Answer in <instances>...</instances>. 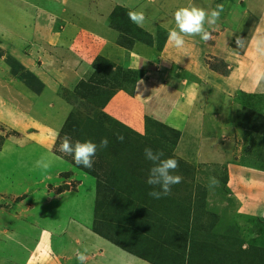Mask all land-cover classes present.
I'll list each match as a JSON object with an SVG mask.
<instances>
[{
  "label": "rangeland",
  "instance_id": "374dc122",
  "mask_svg": "<svg viewBox=\"0 0 264 264\" xmlns=\"http://www.w3.org/2000/svg\"><path fill=\"white\" fill-rule=\"evenodd\" d=\"M103 1L110 2L112 8L110 3L104 6ZM116 5L112 0H0V69L10 71L15 68V60H5L10 55L23 63L21 68L18 67L22 75L7 77L8 83L15 82L18 86L24 84L30 73L40 79L45 76L44 72L50 73L56 60L55 53L48 52L45 64L44 60L38 61V57L43 59L40 56L43 43L39 41L49 43L48 40L54 39L55 31H62L68 24L75 25V21L84 33L97 26L95 19L99 15L104 16V21L110 17L117 33L109 41L130 44L117 21L116 9L120 5ZM78 35L66 34L63 41H69L73 51H81L83 59H89L91 36L86 34L81 38L87 47L79 50L72 47L80 41ZM17 41L21 44L15 50ZM3 58L5 61L1 60ZM102 58L98 56L92 65H84L90 67L81 69L79 75H61L65 71L57 70L59 74L55 77L63 86L58 94L61 99H51L54 109L38 105L37 112L34 111L36 108L31 99H40L38 91L28 97H18L21 102L29 100L32 103L17 101L15 106L20 110L15 107V125L14 121L13 125L0 121V264H78L76 253L85 249L87 264H93L91 253L98 247L86 245L85 239L89 235L101 236L97 230L113 237L116 235L121 241L135 236L137 248L142 249L140 234L149 231V237L154 239L156 232L163 235V244L173 249V242L181 243L179 237L184 236L187 229L194 231L192 235L198 240L200 235L203 238L216 236L223 239L225 245L220 243L222 249L215 248L208 257H201V254L199 257L197 252L201 248L198 247L185 264H264V148L256 145H260L258 137L264 142V103H251L247 98L242 101L240 96L229 97L225 103L221 102V106L209 110L207 102L203 106L195 101L196 112L199 111L201 116L196 114L193 117L196 121L191 122L189 110L193 116L194 108L191 106L188 112H182L179 96L173 95L172 117L179 116L187 122L188 134L184 140L177 134L179 130L175 126L162 122L159 126L149 125L150 133L146 124L139 132L133 127L137 121L132 116L139 109L132 111L128 103L124 109V96L121 101L112 98L107 103L102 98L94 102L91 93L90 100L80 97L83 92H87L84 96L88 95L89 86L102 88L108 82L114 84L113 79L121 76L119 64L105 65ZM102 62L101 71L107 69L114 75L107 71L106 75L89 74L91 67H95L93 64ZM212 62L211 68L217 75L227 74L228 68L223 61ZM35 65H42V68L33 67ZM27 67L30 73L23 75ZM33 86L30 84L31 88ZM111 89L114 92L121 87L113 85ZM63 104L68 107L67 111H61ZM4 105L10 106L9 103ZM133 107L136 110L139 106ZM229 112L236 118L235 123L227 116ZM42 113L49 114L46 125L38 122ZM216 113L222 115L220 119L224 126L214 129L211 134L209 125L214 123L212 116ZM246 116L259 119L260 134L252 140V131L242 135L240 132ZM225 119H229L228 122ZM65 135L71 137L73 144L89 140L99 144L103 138H107L109 144L97 151L93 167L86 169L76 165L73 156L60 150ZM117 135H123L124 141L117 140ZM146 147L163 151V158L172 157L179 162L174 174L182 176L183 180L172 187L170 195L161 199L148 195L153 190L146 183L152 163L144 156ZM42 156L53 162L47 171L34 167ZM212 177L219 182L215 187L209 186ZM99 195L100 205L96 201ZM202 199L205 201L196 204ZM178 201H182L186 206L181 205L187 210L194 209L190 215V211H181L178 204H174ZM201 204L204 210L199 209ZM146 217L156 220L153 230L145 224ZM147 242L153 246L157 244L159 248L162 243L151 239ZM7 252L14 254L15 262H9V257L4 261ZM148 256L153 262L167 263L162 256Z\"/></svg>",
  "mask_w": 264,
  "mask_h": 264
},
{
  "label": "crops",
  "instance_id": "0c3cea01",
  "mask_svg": "<svg viewBox=\"0 0 264 264\" xmlns=\"http://www.w3.org/2000/svg\"><path fill=\"white\" fill-rule=\"evenodd\" d=\"M112 2L117 4L116 6L120 5L131 11H143L145 21L143 26L138 27L152 35L155 40L154 44L149 45L146 42L135 41L136 43L133 45L129 43L122 45L115 42V40L114 42L109 41V39H113L112 37L117 32L111 24V18L108 15L109 18L104 21L102 19L104 16L98 14V19H95L97 26L84 33H82L83 29L81 30L78 27L79 22L75 21L73 26L68 24L62 31L53 33L54 39L48 40L50 44L46 41H39L41 44L43 43V52L40 53L43 59L38 57V61L44 60L45 64L48 59V52L49 54L51 52L55 53L54 56L56 57L52 71L50 73L44 72L43 75L45 76H42L43 78L40 79L35 74L31 75L30 69L27 67L26 74L24 72L23 75H29V73L30 75L24 84L17 86L15 82L14 84L8 83L7 77L22 75L18 71V67L21 68L23 63L20 64V59H15L12 55L6 57L5 60L9 58V62L15 60V68L10 71L7 68L0 69V121L9 122L11 125H13L14 121L15 125V114L13 113H15V107L19 109V106H15L20 99L18 97L31 95L38 91L41 94V102L40 99L30 98L31 101H34L33 104L36 108L34 111L37 112L38 105L44 109H54L53 100L51 99L54 97L61 99L58 94L63 86L61 80L55 77L56 74H59L57 70L63 69L65 71L61 75H79L81 69L90 67H85L84 65H92V62L98 56L99 58H104L102 59L105 65L107 63L119 64L122 69L120 72L121 76H118L119 82L117 83L121 89L117 91L113 98L114 101L116 98L121 101V96H124L126 103L124 109H127L128 105L130 109L132 108V111L139 109L138 112H133L134 115H132L137 121L133 127L137 128L139 132L145 127V118L150 116L159 122L175 126L174 128L179 130L184 140L185 135L188 134V130H186L187 122L185 123L179 116L172 117L173 111L171 109H173L172 107L175 103L172 99L173 95L179 96L180 105L179 103L178 105L179 110H182V112H188L191 106L194 108L193 116L190 115L191 112L189 110L191 122L196 121L193 120L196 114L201 116L199 111L196 112V102H200L203 106L207 102L209 110L221 106V102L225 103L229 97L233 99L240 96L241 99H244L245 96V99L247 98V101L251 103H264V79H261L258 85L253 83L258 73L264 74V55L257 51L258 42L264 40V0H112ZM103 3H105L104 6H108L110 2L106 3L103 1ZM220 4L223 5V11L217 23L211 26L205 24V28L212 33L213 39L204 42L199 36H185V49H176L167 42L169 30L176 29L179 31L176 28L174 19V13L179 8L194 5L210 13ZM110 6L112 8L111 3ZM18 12L21 13L20 10ZM92 17H94V14ZM108 22L109 24H107ZM69 33H75V36L81 34L78 35L80 41L72 46L79 50H82L84 46L87 47L81 38L86 34L91 36L90 44H88L90 50L88 52L89 59H83L84 53L73 51L69 41L68 43L63 41L65 39L64 36L66 34L69 36ZM161 34L165 38V44H162V48V45L157 42ZM47 35H49V32H47ZM237 37L241 38V46L239 47L236 43ZM20 44V41L15 42V50L18 49ZM25 54L27 55L28 53L26 52ZM92 55L94 56L93 58H91ZM63 56L65 58H62ZM1 60H4V58ZM215 60L223 61L222 64L228 68L227 74L217 75L213 71L211 64ZM103 64V62L100 65H97V63L93 64L95 67H91L89 74L106 75L105 71L107 69L101 71ZM33 67L42 68V65ZM175 68H177L176 72L174 71ZM182 69L188 72H183ZM44 70H46V65H44ZM178 70L182 72H178ZM107 72L109 75H114L111 71ZM40 73L38 72L37 75H40ZM185 73L186 75H183ZM139 75L142 76L139 77ZM30 84L34 85L33 88L30 87ZM193 97L195 100H193ZM5 103H9L10 106H5ZM21 103L32 102L24 100ZM134 105L139 107L135 110ZM119 106L121 107V105ZM67 110L68 107L63 104L61 111ZM227 114L231 118L232 123H235L236 118L230 112ZM46 115L44 113L42 115L39 114L41 121L38 122L46 125L45 122L48 121L49 114ZM221 116L217 113L212 116L214 117V123H212L213 126L209 125L211 134H213L212 131L214 129L219 127L221 129L224 126L221 123ZM225 120L228 122L229 119ZM240 127L241 135L248 131L244 126ZM50 131L53 132L52 130ZM252 132L251 140L257 138L258 136L256 135L260 134L258 130ZM258 138L260 142H257L260 145L257 143L256 145L258 148L263 149L264 142L262 143L261 137ZM203 142L206 143L207 139L204 138ZM89 236H86V245L98 247L96 252L91 253L93 264H154V262L144 260L123 250L115 243L101 236ZM7 257H9V262H15V256L12 252H7L4 261H6Z\"/></svg>",
  "mask_w": 264,
  "mask_h": 264
},
{
  "label": "clouds",
  "instance_id": "9594fccd",
  "mask_svg": "<svg viewBox=\"0 0 264 264\" xmlns=\"http://www.w3.org/2000/svg\"><path fill=\"white\" fill-rule=\"evenodd\" d=\"M223 11V5H217L210 13L205 9L190 5L188 7H181L174 13L176 29H171L168 32V43L173 45L176 49H185V36H199L204 42L213 39L212 33L205 28V24L215 25L220 18ZM129 19L137 26H143L145 21V14L143 11H129ZM236 43L241 46V38H236ZM257 51L264 55V40L257 44ZM264 79V74L258 73L253 80L254 84H259L260 80ZM117 140L124 141L123 135H117ZM109 144L107 138H103L99 144L92 141L80 142L76 141L74 144L71 137L65 135L60 145V150L68 155L73 156L74 162L78 166L86 169H91L94 163V157L98 150L106 148ZM145 158L152 163L149 170V175L146 183L152 187L148 195L154 199H161L171 194L172 187L182 182L183 177L174 174L179 168L177 159L169 157L163 158V151H154L150 147L144 149ZM52 160L46 156H42L35 162L34 167L47 171L52 167ZM215 177L210 178V187L218 185ZM159 190H156V189ZM87 249L83 252L77 251L76 258L78 264H87L88 256Z\"/></svg>",
  "mask_w": 264,
  "mask_h": 264
},
{
  "label": "trees",
  "instance_id": "16d2710c",
  "mask_svg": "<svg viewBox=\"0 0 264 264\" xmlns=\"http://www.w3.org/2000/svg\"><path fill=\"white\" fill-rule=\"evenodd\" d=\"M130 10L128 8H125V7H117L116 9V14H117V21L118 23L121 25V27L124 29V36H126L127 38L129 39L130 44L133 45L134 44V41L135 39H138V40H142L143 42H146L148 43L149 45H153L154 43V38L152 37V35H150L149 33L145 32L143 29H141L140 27H138L136 24H134L128 17V12ZM123 20V22H122ZM127 39V40H128ZM157 42L159 44H165V38H163L162 34H161V37L158 38ZM163 45L161 46V48L163 47ZM177 69V68H176ZM114 81V84H112L111 82H108L106 84H104V86H101L102 88H98L96 89L97 87H94V86H89V92H88V95H85V93L87 92H83V94L80 95V97H88V99L90 100V97H89V93H91V96L93 99L91 100H94L95 102V99H98L99 100L102 98L106 101V103L108 101H110L114 96L115 94L117 93L118 90L114 91L111 89V87L113 85H117L118 86V82L119 80L117 78H114L113 79ZM85 86H87V83L84 84ZM109 87V90L108 88ZM96 91H99V92H96ZM244 99H245V96H244ZM243 100V99H242ZM106 105V104H104ZM255 112V111H254ZM254 112H252L253 115H257L255 114ZM246 121L244 122V128H246V130H250L249 132L251 131H259L258 129V125H259V119L255 118V119H252L251 116L247 117L246 116ZM261 118V116L259 117ZM161 122L153 119L152 117L150 116H147L145 118V124H146V130L149 131H152V129H149V125H157L159 126ZM242 123V121H241ZM162 125V124H161ZM178 132V131H177ZM177 134H180L179 132ZM251 134V133H250ZM63 133L60 134V136H62ZM178 144V142H177ZM176 144V145H177ZM176 148V146H175ZM82 169V168H81ZM86 171V170H85ZM101 198V196L99 195L98 198H97V204L100 205L101 201H99V199ZM205 199L203 200H200V202H196V204L200 203L201 202H204ZM179 203L175 202L174 204H178V206L180 207L181 211L183 209H186L187 208L185 207L186 205L181 203L182 201H178ZM185 205V206H182V205ZM192 205V204H190ZM189 205V207H190ZM202 207H199L200 210H204L203 208V204H201ZM143 210V208H142ZM191 210L193 211L194 209L193 208H190L188 209L187 211H190L189 212V215L191 214ZM201 212V211H200ZM185 215H187V213L184 212ZM148 216V215H147ZM150 218V217H148ZM151 220V222H150ZM145 224H148L150 225V230H153L152 227H156V220H153V219H147L146 217V221H145ZM143 225V224H142ZM155 229V228H154ZM97 232L105 239L115 243V245L119 246L120 248H122L123 250H126L127 252L129 253H132L133 255H136V256H139L141 258H143L144 260H149L150 262H153L151 259H148V255H153V257H156V258H160V256L164 257L165 258V262H167L166 264H185V260L187 262H189V258H191V255H192V251L193 250H196L198 247H200V251L197 252V255L200 257V254H201V257L202 256H205V257H208V256H211V254L213 253L212 250H214L215 248L217 249H222V247H220V243L224 244V240H220L218 237L214 236V237H209V238H203V235H200V239H196L193 237L192 233H194V231H191V229H187L186 233L184 236H180L179 238L181 239V243L179 242V244L177 245L176 242H173V249L171 246H165L163 243H164V237H162L163 235L162 234H156L155 232V238L152 239L149 237V231L146 232V234H142L140 232V229H139V233L140 234V239L141 241L143 242V244L140 246V247H143L142 248H137L139 247L135 242L134 240H136V237L133 236L132 239H129V240H126L127 242L129 243H133L132 246L126 244L127 242L126 241H121L119 238H116V235L115 237L107 234V232H103V230H97ZM128 234H131V233H128ZM153 235V234H152ZM148 239H151V240H160L162 241L161 243V246L159 248V246L156 244L155 246H153L152 244L149 245V243L147 242ZM203 240V241H201ZM214 241H216L214 243ZM163 244V245H162ZM225 245V244H224ZM187 246H188V251H189V254H188V251H187ZM162 247H164V250L162 249ZM189 257V258H188ZM263 258H264V255H263ZM169 259V260H168ZM158 264H164L163 262H159L157 261ZM156 262H154V264H157Z\"/></svg>",
  "mask_w": 264,
  "mask_h": 264
}]
</instances>
